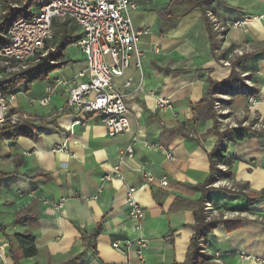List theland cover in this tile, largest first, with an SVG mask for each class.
Returning <instances> with one entry per match:
<instances>
[{
  "label": "crops",
  "instance_id": "crops-1",
  "mask_svg": "<svg viewBox=\"0 0 264 264\" xmlns=\"http://www.w3.org/2000/svg\"><path fill=\"white\" fill-rule=\"evenodd\" d=\"M47 1L33 0L27 12ZM27 2L0 0V11L6 3ZM201 5L210 21L209 15L216 19L220 41L215 50L199 0H138L133 26L148 29L140 37L141 68L132 64L115 78L128 93L131 128L124 134L108 136L99 115L61 109L66 86L56 87L48 108L38 104L51 79L85 69L82 52L78 66L68 62L45 80L10 89L20 92L15 110L32 115L35 129L31 136L0 138V238L8 241L0 264H63L75 255H82L80 264H183L202 194L197 185L210 175L209 154L218 140L214 115L206 117L205 107L198 105L208 78H227L231 62L251 83L231 102L241 125L249 121L251 131L229 142L230 165L221 170L230 176L212 183L206 203L218 216L241 219V224L218 225L198 264H264V0H205ZM244 19L250 21L242 27L226 25ZM126 81L130 85L123 87ZM239 85L242 81L227 90ZM250 97L255 104L248 103ZM160 99L172 102L173 109L160 110ZM212 109L214 114L213 104ZM78 118L84 124H75ZM63 144L66 150L56 149ZM130 146L132 156L126 153ZM146 174L155 180L147 182ZM105 175L115 177L102 183ZM161 178L167 185L159 183ZM131 187L145 211L140 222L128 214ZM247 192L261 197L250 204ZM98 226L99 234L89 239ZM25 233L34 236L35 256L21 255L15 235ZM139 238L149 244L143 262L135 253ZM115 241L129 242L128 252L116 250Z\"/></svg>",
  "mask_w": 264,
  "mask_h": 264
},
{
  "label": "built area",
  "instance_id": "built-area-1",
  "mask_svg": "<svg viewBox=\"0 0 264 264\" xmlns=\"http://www.w3.org/2000/svg\"><path fill=\"white\" fill-rule=\"evenodd\" d=\"M137 7L138 0H49L39 8L30 10L28 15L15 18L6 32L7 42L0 44V129L18 125L24 121H35L29 113L15 110V102L20 92L10 89L2 90L1 84L10 74L32 68L41 57L53 50L55 48L52 40L53 21L66 19L77 27L80 34L73 45L83 53L86 67L71 76L51 79L45 88L44 95L38 99V104L48 108L56 87L66 86L67 98L61 109L73 111L80 116L88 113L99 115L110 137L128 132L131 128L125 104L128 93L121 91V86L116 84L115 78L122 76L132 64L136 68H141L144 52L139 47L140 37L147 33L148 29H136L133 26L131 13ZM209 16L213 26L216 27V19L212 15ZM249 21L248 19L237 20L226 25L242 27ZM129 85L130 81H126L123 87ZM247 86L233 87L219 97L225 95L229 98L240 92L245 93ZM222 103V98L215 100L214 108L220 110ZM248 103L253 105L256 99L250 97ZM158 108L172 110L173 104L166 99H160ZM84 121L78 118L74 123L84 124ZM230 125L237 126L236 123ZM150 146L158 147L155 143ZM56 149L66 150L64 144ZM132 152L131 146L126 149L128 156H132ZM219 168L227 169L225 165H219ZM112 177L115 175H105L101 178V182L110 180ZM154 180V176L146 174L147 182ZM159 183L167 185L168 181L161 178ZM134 190L135 188L131 187L127 191L128 214L140 222L145 217V211L134 199ZM61 204L59 202L57 207ZM204 209L207 219L210 217L208 214L217 212V209L211 207L209 203L205 204ZM7 245L8 241L0 238V260L2 261L5 260L4 249ZM130 245L129 242L121 245L119 241L112 244L122 253H127ZM135 245V253L140 262H143L149 248L148 241L139 238ZM242 256L245 257V255Z\"/></svg>",
  "mask_w": 264,
  "mask_h": 264
},
{
  "label": "trees",
  "instance_id": "trees-1",
  "mask_svg": "<svg viewBox=\"0 0 264 264\" xmlns=\"http://www.w3.org/2000/svg\"><path fill=\"white\" fill-rule=\"evenodd\" d=\"M33 0H28L27 4L19 7L12 6L8 3L4 5L2 11H0V44L6 43L7 39L5 37L6 32L15 18L21 15H28L29 4ZM49 1V0H48ZM205 0H199V5L202 6V2ZM212 1V0H211ZM203 15L207 22V27L210 35V43L212 50L218 48L220 37L218 36L217 31L213 28L211 21L207 16V8L201 7ZM73 24L69 23V20H60L55 19L53 21V43L55 48L49 51L45 56L41 57L32 68H27L20 72H14L10 74L7 79L1 84L2 90H9L13 87H16L18 83L24 82L26 85H30L36 81L45 80L49 73L55 69L61 67L62 65L69 62V59H66V48L67 46L74 44L80 34L78 31L73 30ZM76 27V26H75ZM231 72L229 76L221 81H214L208 78L207 85L204 89V97L201 103L198 106H204L205 116L213 117V93L218 91H226L231 84L241 83L242 78L239 73L235 70V63L231 62ZM228 91V90H227ZM35 124L31 121H24L18 125H10L0 129V138H15L19 135H29L31 136L34 132ZM251 131V125L243 126L241 123L237 127L225 129L219 131L216 127H213V133L218 137L217 143L213 151L209 154L210 161V175L206 181L202 184L197 185L201 190V199L198 202L199 207L195 209V223L192 226L194 229V234L191 238L186 259L183 264H198L200 257H203V248L207 244V238L209 234L220 224H228L230 228H236L241 224V219H228L224 218L223 215H220L217 218H206V212L204 206L206 200L209 197L210 186L212 183L219 178L229 177V172H224L219 168V165H230V159L227 156L228 145L230 141L241 140L245 138L248 133ZM231 135V138L228 136ZM3 173L0 171V177ZM230 191V190H228ZM241 194L242 190L239 189L238 192ZM248 199L250 204H254V201L257 198H260V194L253 192H247L244 194ZM100 232V226H98L88 238H94ZM16 241L18 247L21 251L22 257H32L35 256L38 251L34 244V236L30 233L25 234H16ZM84 242L86 243V237H84ZM82 255H75L66 261L63 264H80Z\"/></svg>",
  "mask_w": 264,
  "mask_h": 264
},
{
  "label": "rangeland",
  "instance_id": "rangeland-1",
  "mask_svg": "<svg viewBox=\"0 0 264 264\" xmlns=\"http://www.w3.org/2000/svg\"><path fill=\"white\" fill-rule=\"evenodd\" d=\"M73 28H74L73 30H75V26H73ZM52 39H53V35H52ZM80 54H81V52L79 51V49L76 46H74L73 44L67 46V48H66V55H67L66 59L70 60L69 63H75V67L78 66L79 61H82L81 59L76 58L77 56H80ZM71 75H66L65 77L71 76ZM242 84L246 85V86L251 85L250 81H248V79H245V78H244V80H242ZM22 89H25V88H22ZM221 94H223V92L222 93L220 92L217 94L213 93L212 96H213V103L215 100H219V98L223 99V103L221 104L222 105L221 109L220 110L216 109L214 112V117H215L216 123L218 125L217 127H218V129L222 130V129H225L224 126L228 127V126H230L231 123H233V124L236 123L237 125L239 123H242L243 118L240 120V118H238L237 115L234 113L233 106L231 104L232 96H229V98H227L225 95H224V97H222V96L219 97V95H221ZM230 104H231V106H230ZM247 125H250L249 121L247 122ZM204 208H205V206H204ZM218 215L219 214L217 212H212L211 214H208V216H210L209 219L217 218L215 216H218Z\"/></svg>",
  "mask_w": 264,
  "mask_h": 264
}]
</instances>
